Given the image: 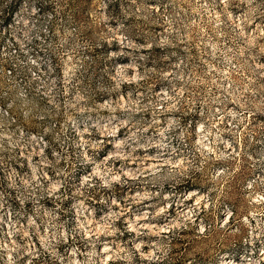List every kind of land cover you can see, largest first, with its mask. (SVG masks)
<instances>
[{"label": "rangeland", "instance_id": "374dc122", "mask_svg": "<svg viewBox=\"0 0 264 264\" xmlns=\"http://www.w3.org/2000/svg\"><path fill=\"white\" fill-rule=\"evenodd\" d=\"M3 1L0 264H264V0Z\"/></svg>", "mask_w": 264, "mask_h": 264}, {"label": "built area", "instance_id": "2783aa9c", "mask_svg": "<svg viewBox=\"0 0 264 264\" xmlns=\"http://www.w3.org/2000/svg\"><path fill=\"white\" fill-rule=\"evenodd\" d=\"M18 8L9 1L0 0V55L4 56L3 51L6 48L8 42H10L9 36L11 35L15 19L17 16ZM12 72V70H8ZM255 177L250 180L249 186L252 187Z\"/></svg>", "mask_w": 264, "mask_h": 264}, {"label": "bare ground", "instance_id": "6f19581e", "mask_svg": "<svg viewBox=\"0 0 264 264\" xmlns=\"http://www.w3.org/2000/svg\"><path fill=\"white\" fill-rule=\"evenodd\" d=\"M146 159H147V157H146ZM148 161H146V162H144V163H142V164H144L143 166H144V168H148L151 164H152V162H151V159L150 158H148L147 159ZM150 160V161H149ZM144 161V160H143ZM130 174V173H129ZM135 174V173H134ZM196 192H193V194H195ZM131 221V228H142L143 226H148L146 223H145V217L142 215V214H137V215H135L134 217H133V219L132 220H130ZM102 252L103 253H105L106 252V248L105 247H103L102 248ZM252 263V262H251ZM249 261H242V260H235V261H233L231 264H251Z\"/></svg>", "mask_w": 264, "mask_h": 264}, {"label": "trees", "instance_id": "16d2710c", "mask_svg": "<svg viewBox=\"0 0 264 264\" xmlns=\"http://www.w3.org/2000/svg\"><path fill=\"white\" fill-rule=\"evenodd\" d=\"M18 8V6H16Z\"/></svg>", "mask_w": 264, "mask_h": 264}]
</instances>
